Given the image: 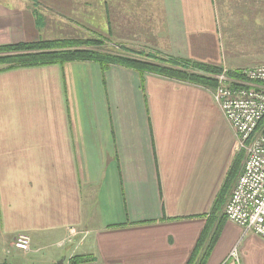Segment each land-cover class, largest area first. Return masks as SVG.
Returning a JSON list of instances; mask_svg holds the SVG:
<instances>
[{"label":"crops","instance_id":"crops-1","mask_svg":"<svg viewBox=\"0 0 264 264\" xmlns=\"http://www.w3.org/2000/svg\"><path fill=\"white\" fill-rule=\"evenodd\" d=\"M38 2L43 18L102 28L87 34L243 67L217 46L209 52V45H190L197 38L186 35L192 20L200 27L215 18L217 32L206 7L212 0ZM44 27L30 0H0V47L36 42ZM72 63L85 64L71 70ZM72 63L0 71V263L66 264L88 255L84 264H185L237 155L212 89L145 74L144 100L124 103L123 75L133 73L110 65L121 83L111 105L106 100L112 114L102 119L92 93V71L101 82L98 67ZM20 233L30 239L28 251L12 246ZM236 246L237 261L229 258ZM206 264H264V240L225 217Z\"/></svg>","mask_w":264,"mask_h":264},{"label":"trees","instance_id":"trees-1","mask_svg":"<svg viewBox=\"0 0 264 264\" xmlns=\"http://www.w3.org/2000/svg\"><path fill=\"white\" fill-rule=\"evenodd\" d=\"M34 7L36 24L38 27L44 25V18L39 12L38 0H30ZM260 10H255L256 12ZM258 14V24L264 21V17ZM256 16V15H255ZM260 26V25H259ZM264 27V26H260ZM93 39H39L36 42L19 43L0 47V71L5 69H17L36 66L60 65L72 62H93L99 65L102 71L110 65H117L127 69L137 71L139 79L143 85L145 74H157L166 78L200 85L209 89L215 86L214 76L221 72L222 67L193 62L186 59H179L172 56H165V60H155L154 54L150 52L135 51L126 46H116V42L108 40L102 36ZM114 42V43H113ZM122 49L121 51L137 55L132 57L101 51L100 48L106 44ZM259 44V43H258ZM138 57H144L138 59ZM158 62V63H157ZM230 68V67H229ZM239 68H230L228 76H237ZM264 125V118L260 122V127ZM261 127V128H262ZM244 161L243 153H238L223 185L216 196L210 211L209 218L199 235L193 250L185 264H206L210 253L219 237L222 229V221L225 220L221 210L229 195L231 186L238 175ZM90 256H73L68 259V264H84L91 262ZM0 264H8L6 262Z\"/></svg>","mask_w":264,"mask_h":264},{"label":"rangeland","instance_id":"rangeland-1","mask_svg":"<svg viewBox=\"0 0 264 264\" xmlns=\"http://www.w3.org/2000/svg\"><path fill=\"white\" fill-rule=\"evenodd\" d=\"M213 5L206 6L208 8L213 9V14L216 15V31L213 33L215 29V18L209 19L207 18L205 26H194L197 21L192 20L189 28H186L187 32L186 35L190 39L192 36L197 37L194 42H191L190 45L193 49L201 48L203 46L209 45V52H212L215 47L217 46L218 52H222L226 55L227 59H234L238 62H242L243 67H248L251 65H258L264 62V21L258 24V11L255 14V10H260L262 12L260 17H264V0H212ZM216 7H218L216 9ZM96 8V7H94ZM93 8V9H94ZM98 8V7H97ZM206 15L205 17L209 16L208 12H204ZM256 15V16H255ZM48 17V18H46ZM50 15L45 13L44 17V24H45V34H42L40 39H93L98 38L94 34H87L91 33V31L95 33H99L102 29L100 27H71L69 24H64L60 22L58 19H49ZM48 21L50 25H48ZM85 23V22H84ZM82 24V22H80ZM219 25V27H218ZM260 25V26H259ZM194 26V27H192ZM43 27V26H42ZM87 30V31H86ZM181 29L178 28L177 34L182 37ZM111 42V40H110ZM114 43V42H113ZM259 43V44H258ZM126 46L134 49L135 51H142V46L138 44H125V43H117L116 46ZM181 50L182 47H179ZM101 51L110 52L122 56H126V54L122 49H119L113 44H106L104 47L100 48ZM145 52H148L146 50ZM150 54H154L155 60L161 61L165 60V55L163 52L159 50L151 51ZM132 57H136L137 55L128 54ZM144 57H138V59ZM158 63V62H157ZM85 63L78 65V64H69L70 69L72 68H79L83 66ZM96 64V63H95ZM96 66L99 69L100 79L101 82H96L95 79V72L92 71V83L95 86V90L92 92L93 95L97 96L93 102L96 103V110L99 112L101 109V114H99V118H107L108 111L112 114V110L107 109L108 101L109 105H111L112 100L114 99L115 95L117 94V88L120 86V78L119 76L122 73L114 71L115 69H111L109 66L106 70L102 71L98 64ZM228 68L226 64H219V67ZM133 73V79L131 77H127V73H124V83L126 87H124V103L131 101L132 99L144 100L143 93L144 89L141 86V81L139 79V83L137 82V78H139V74L137 71L131 70ZM72 73V71H71ZM155 74V73H154ZM157 75V74H155ZM160 76V75H158ZM164 77V76H161ZM75 78V75H73ZM78 78V77H77ZM171 79V78H168ZM175 80V79H174ZM143 84L144 77H143ZM139 87V88H138ZM140 92V93H138ZM104 97V98H103ZM123 97H120L122 100ZM101 100V101H99ZM108 110V111H107ZM114 113V111H113ZM221 115V114H220ZM223 122L226 125V128L231 132V128L223 118ZM222 127L220 123L216 126L215 131L218 133V136H222ZM237 145V141H236ZM238 146V145H237ZM236 152L243 153L244 150H238L236 147ZM233 224V223H232ZM236 226V225H235ZM235 253L237 259L239 258V250L237 246L234 247L231 252ZM230 252V254H231ZM229 254V258H231ZM233 259V258H231ZM234 260V259H233Z\"/></svg>","mask_w":264,"mask_h":264},{"label":"built area","instance_id":"built-area-1","mask_svg":"<svg viewBox=\"0 0 264 264\" xmlns=\"http://www.w3.org/2000/svg\"><path fill=\"white\" fill-rule=\"evenodd\" d=\"M228 72L223 68L213 77L212 98L245 156L223 214L244 233L252 232L264 240V125L258 129L264 118V63L239 69L235 77L228 76ZM76 234L72 230L67 242ZM12 246L28 251V235L17 234ZM230 256L237 261L234 251Z\"/></svg>","mask_w":264,"mask_h":264},{"label":"water","instance_id":"water-1","mask_svg":"<svg viewBox=\"0 0 264 264\" xmlns=\"http://www.w3.org/2000/svg\"><path fill=\"white\" fill-rule=\"evenodd\" d=\"M58 264H62V262H59Z\"/></svg>","mask_w":264,"mask_h":264}]
</instances>
